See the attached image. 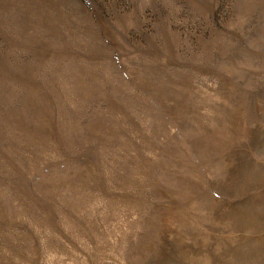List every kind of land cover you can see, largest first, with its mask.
Listing matches in <instances>:
<instances>
[{
	"label": "rangeland",
	"instance_id": "374dc122",
	"mask_svg": "<svg viewBox=\"0 0 264 264\" xmlns=\"http://www.w3.org/2000/svg\"><path fill=\"white\" fill-rule=\"evenodd\" d=\"M0 264H264V0H0Z\"/></svg>",
	"mask_w": 264,
	"mask_h": 264
}]
</instances>
